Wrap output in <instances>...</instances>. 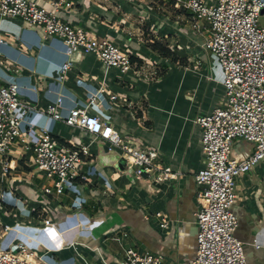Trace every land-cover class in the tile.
I'll use <instances>...</instances> for the list:
<instances>
[{
	"label": "crops",
	"instance_id": "0c3cea01",
	"mask_svg": "<svg viewBox=\"0 0 264 264\" xmlns=\"http://www.w3.org/2000/svg\"><path fill=\"white\" fill-rule=\"evenodd\" d=\"M32 1L74 26L90 27L99 35L113 37L131 52L134 60L143 58L144 67H138V74L124 75L92 55L80 52L69 57L61 40L43 42L40 27L20 20H0V40L4 41L0 43V81L6 84L15 80L24 85L22 99L36 101L41 111L61 97L64 115L74 107L87 105L89 97L104 86L118 96L117 100L103 97L90 113L111 122L130 144L157 149L159 162L180 173V179L154 185L158 193L152 194L147 182L136 181L132 171L118 167L122 161L118 150L96 140L91 146L94 169L110 176L116 193L102 197L91 190L84 191L87 202L80 211L98 222V227L86 235L66 220L78 211L75 205L79 199L46 196L39 179L19 183L18 176L28 170V165L16 161L17 169L10 178L16 181V195L30 202L28 208L33 216L25 219L19 210L0 201V249L23 233L40 253L49 251V264H120L128 248L160 255L165 264H191L196 258L199 231L195 177L206 166L203 130L196 120L227 102L219 60L200 48L208 30H203L202 37L188 30L190 13L168 0H66L70 7L58 9L53 6L57 0ZM260 22L264 26V12ZM154 41L170 50L171 57L155 54L150 46ZM68 60L73 66L62 83L58 75ZM146 60L155 64L156 77L149 76L154 66ZM24 129L32 142L44 129L63 144L78 145L93 138L36 112L30 113ZM254 149L253 143L239 139L231 158L244 160ZM7 187L1 182L0 190ZM236 193L232 209L239 221L236 237L244 244L248 264H264V161L237 179ZM157 211L170 218L166 230L160 228ZM46 218L57 228L46 229ZM68 241L85 245L79 246L80 255L62 248Z\"/></svg>",
	"mask_w": 264,
	"mask_h": 264
},
{
	"label": "built area",
	"instance_id": "2783aa9c",
	"mask_svg": "<svg viewBox=\"0 0 264 264\" xmlns=\"http://www.w3.org/2000/svg\"><path fill=\"white\" fill-rule=\"evenodd\" d=\"M168 1L190 13L188 30L200 37L204 29L208 30L200 48L219 60L227 98L224 107L196 120L203 130L206 166L195 177L199 231L196 258L191 264H248L244 244L236 237L239 221L232 209L237 199V179L264 161V26L260 22L264 0ZM53 6L58 9L70 7V4L66 0H57ZM0 20H20L40 27L43 42L52 38L61 40L69 57L80 52L92 55L106 67L116 68L124 75L138 74V67H144L143 58L134 60L131 52L113 37L99 35L90 27L74 26L32 0H0ZM3 42L0 40L1 44ZM146 61L154 66L149 76L156 77L155 64ZM72 66L69 60L61 66L60 82H65ZM24 88L15 80H8L6 84L0 81V177L3 186L8 185L0 190V201L19 210L23 218L30 219L33 213L28 208L30 202L16 195V181L10 178V173L17 169L16 161L28 165V170L19 174V183L39 179L46 196H75L79 199L75 205L78 211L66 219L75 224L77 232L89 235L98 227V222H93L89 214L80 211L87 202L83 193L91 190L102 197H113L116 189L108 174L94 169L91 146L96 140L107 142L111 150H118L126 162L125 171H132L136 181L147 182L152 194L158 193L154 185L180 179V173L159 162L157 149L130 144L111 122L90 113L91 107L103 97L117 100L118 96L109 93L104 86L89 97L87 105L74 107L67 115L63 114L61 97L41 111L36 101L22 99ZM33 112L88 133L93 138L78 145L63 144L49 129H44L39 132L38 140L32 142L24 123ZM239 139L255 146L254 152L244 160L231 158L233 146ZM28 153L30 157L24 156ZM155 216L160 228L166 230L170 225L169 216L163 211H157ZM43 223L46 229L57 228L50 219H44ZM254 244L260 247L257 241ZM79 246L85 245L68 241L62 248L80 255ZM38 250L30 237L22 233L0 249V264H49L46 261L49 251L40 253ZM120 264L165 263L160 255L128 248Z\"/></svg>",
	"mask_w": 264,
	"mask_h": 264
},
{
	"label": "trees",
	"instance_id": "16d2710c",
	"mask_svg": "<svg viewBox=\"0 0 264 264\" xmlns=\"http://www.w3.org/2000/svg\"><path fill=\"white\" fill-rule=\"evenodd\" d=\"M151 50L162 57L170 58L171 57V51L168 50L161 42L154 41L153 44L150 45ZM175 59V57H174Z\"/></svg>",
	"mask_w": 264,
	"mask_h": 264
},
{
	"label": "rangeland",
	"instance_id": "374dc122",
	"mask_svg": "<svg viewBox=\"0 0 264 264\" xmlns=\"http://www.w3.org/2000/svg\"><path fill=\"white\" fill-rule=\"evenodd\" d=\"M154 1H157V0H154ZM166 7L169 8V11H168V12H171V15H172L171 18H174V16H176L175 13H174L173 11L170 10L171 8L168 6V4L166 5ZM0 169H1V166H0ZM0 174H1V173H0ZM1 182H2V181H1V179H0V184H1Z\"/></svg>",
	"mask_w": 264,
	"mask_h": 264
},
{
	"label": "water",
	"instance_id": "95a60500",
	"mask_svg": "<svg viewBox=\"0 0 264 264\" xmlns=\"http://www.w3.org/2000/svg\"><path fill=\"white\" fill-rule=\"evenodd\" d=\"M125 165H126V162H125V160L122 158L121 165L118 166V167H120V169L122 170V169L125 168Z\"/></svg>",
	"mask_w": 264,
	"mask_h": 264
}]
</instances>
